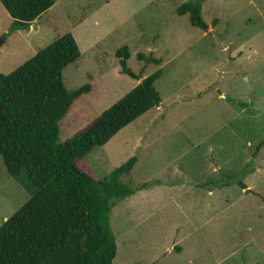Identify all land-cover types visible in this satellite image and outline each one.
Listing matches in <instances>:
<instances>
[{"label":"rangeland","instance_id":"1","mask_svg":"<svg viewBox=\"0 0 264 264\" xmlns=\"http://www.w3.org/2000/svg\"><path fill=\"white\" fill-rule=\"evenodd\" d=\"M187 1L57 0L15 31L0 3V74L74 35L81 57L63 82L89 89L61 124L64 141L138 84L119 72L118 49L134 71L138 53L161 58L145 73L161 69L160 103L84 159L105 180L135 156L120 182L149 185L113 199V264H264V145L254 155L264 139V0H201L203 29L178 14ZM31 188L0 157V225Z\"/></svg>","mask_w":264,"mask_h":264},{"label":"trees","instance_id":"2","mask_svg":"<svg viewBox=\"0 0 264 264\" xmlns=\"http://www.w3.org/2000/svg\"><path fill=\"white\" fill-rule=\"evenodd\" d=\"M57 0H0L12 18L11 31L25 30ZM201 0L177 8L191 26L207 28ZM119 72L138 84L64 141V119L88 93L85 85L68 91L63 71L81 57L71 32L59 36L9 74H0V157L14 178L24 175L31 198L0 225V264H113L117 254L110 214L113 199L147 189L120 182L137 158H129L102 180L84 161L121 129L161 101L155 81L161 69L145 76L162 59L138 53V70L127 65L129 52L116 51ZM264 145H257L254 155ZM246 188L242 180L236 182ZM222 186V184H221ZM227 186V185H226ZM137 264V263H134Z\"/></svg>","mask_w":264,"mask_h":264},{"label":"crops","instance_id":"3","mask_svg":"<svg viewBox=\"0 0 264 264\" xmlns=\"http://www.w3.org/2000/svg\"><path fill=\"white\" fill-rule=\"evenodd\" d=\"M55 4H57V1H56V3H55ZM55 4H54V5H55ZM56 6H57V5H55V6H54V8H55ZM54 8H53V9H54ZM42 15H43V14H42ZM42 15H41V16H42ZM41 16H40L39 18H41ZM39 18H38V19H36L34 22H36L37 20H39ZM80 52H81V51H80ZM136 193H137V192H136ZM5 220H6V219H5Z\"/></svg>","mask_w":264,"mask_h":264}]
</instances>
